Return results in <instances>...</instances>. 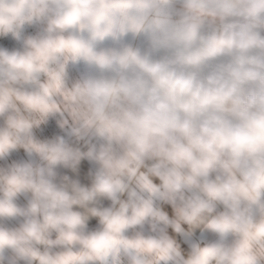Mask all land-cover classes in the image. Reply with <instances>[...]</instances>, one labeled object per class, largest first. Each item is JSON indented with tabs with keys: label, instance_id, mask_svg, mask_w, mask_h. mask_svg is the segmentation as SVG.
Listing matches in <instances>:
<instances>
[{
	"label": "clouds",
	"instance_id": "obj_1",
	"mask_svg": "<svg viewBox=\"0 0 264 264\" xmlns=\"http://www.w3.org/2000/svg\"><path fill=\"white\" fill-rule=\"evenodd\" d=\"M0 264H264V0H0Z\"/></svg>",
	"mask_w": 264,
	"mask_h": 264
}]
</instances>
